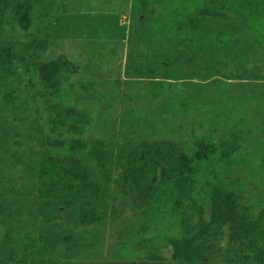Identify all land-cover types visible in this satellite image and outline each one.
Listing matches in <instances>:
<instances>
[{
	"label": "rangeland",
	"instance_id": "1",
	"mask_svg": "<svg viewBox=\"0 0 264 264\" xmlns=\"http://www.w3.org/2000/svg\"><path fill=\"white\" fill-rule=\"evenodd\" d=\"M152 8L145 0H36L35 21L29 29L0 27V39L41 40L44 61L65 56L77 66V73L68 77L66 96L70 104L92 116L84 140L105 139L114 151L144 141H169L192 152L202 142L217 144L239 134L233 164L209 167L226 176L248 174L252 179L242 192L256 212L264 198V182L256 176L257 155L249 154V146L264 141V49L253 45L239 18L217 20L214 25L230 33L232 45L216 67L203 61L200 36L183 45L161 37L148 39ZM159 82L174 85L197 109L174 113L166 109ZM37 89L35 85L28 95L34 106ZM40 116L31 111L22 119L35 123L32 135L39 140L47 135L42 112ZM15 138L13 127L0 125V142L5 141L10 150L16 147ZM21 169L22 165L5 172L6 183L14 190L23 183ZM117 178L114 171L99 210L105 213L100 224L68 222L64 216L47 221L38 216L27 190L0 195V262L15 264L8 263L15 255L25 264H51L50 260L54 264H147L144 249L130 251L131 258L138 256L137 262L115 259L113 247L130 237L145 238L147 248L169 262L171 247L165 236L178 237L179 228L167 208L158 203L134 208L121 196ZM216 243V261L223 263L228 231Z\"/></svg>",
	"mask_w": 264,
	"mask_h": 264
},
{
	"label": "trees",
	"instance_id": "2",
	"mask_svg": "<svg viewBox=\"0 0 264 264\" xmlns=\"http://www.w3.org/2000/svg\"><path fill=\"white\" fill-rule=\"evenodd\" d=\"M145 1L154 7L147 38L161 37L183 45L200 36L199 52L206 63L218 67L232 45L230 33L214 25L217 20L239 18L253 45L264 49V0ZM35 3L1 0L0 27L11 25L27 31L35 21ZM43 49L41 40L23 43L0 39V125L13 127L16 137L14 150L0 142L1 196L27 190L34 197L38 216L47 221L64 216L68 222L100 224L105 213L99 210L115 171L121 196L134 208L147 209L158 203L167 208L172 223L179 228L178 237L165 236L171 247L169 262L148 249L145 238L133 237L116 243L115 259L137 262L138 256L131 258L130 251L144 249L147 264H264L263 196L255 212L242 192L252 179L248 174L226 176L209 167L233 164L239 134L217 144L202 142L192 152L169 141H144L114 151L105 139L84 140L92 116L70 104L66 96L68 77L78 68L65 56L44 61ZM23 75L27 78L22 79ZM35 85L34 106L28 95ZM157 86L164 107L171 112L197 109L174 85L159 82ZM31 111L36 116L42 112L47 135L41 140L32 135L33 121L22 122ZM249 148V154L257 155L256 176L264 182V141H253ZM21 165L23 183L14 190L6 183L5 172ZM225 230L228 248L224 262L218 263L216 240ZM8 263L25 264L15 255Z\"/></svg>",
	"mask_w": 264,
	"mask_h": 264
},
{
	"label": "water",
	"instance_id": "3",
	"mask_svg": "<svg viewBox=\"0 0 264 264\" xmlns=\"http://www.w3.org/2000/svg\"><path fill=\"white\" fill-rule=\"evenodd\" d=\"M123 263H126V262H123Z\"/></svg>",
	"mask_w": 264,
	"mask_h": 264
}]
</instances>
